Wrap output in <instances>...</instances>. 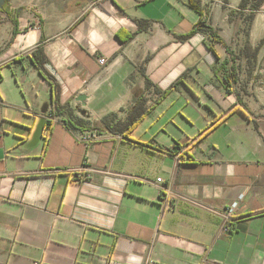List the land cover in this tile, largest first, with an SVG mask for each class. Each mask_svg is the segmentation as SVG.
Returning <instances> with one entry per match:
<instances>
[{"label": "crops", "instance_id": "obj_1", "mask_svg": "<svg viewBox=\"0 0 264 264\" xmlns=\"http://www.w3.org/2000/svg\"><path fill=\"white\" fill-rule=\"evenodd\" d=\"M7 1L0 264H264V3Z\"/></svg>", "mask_w": 264, "mask_h": 264}, {"label": "trees", "instance_id": "obj_2", "mask_svg": "<svg viewBox=\"0 0 264 264\" xmlns=\"http://www.w3.org/2000/svg\"><path fill=\"white\" fill-rule=\"evenodd\" d=\"M251 1L253 2L252 6H251V14L246 16V19H247L248 23L251 21V19L253 17V14L255 12H257L259 10L260 6L264 3V0H242L241 4L239 6V9L240 10L246 9L248 3H250ZM189 5H190L191 8H193L195 11H197L200 14V21H199L198 29L202 28V29L206 30L207 32H209L210 37H211L213 42L222 43L223 40L218 36V34H216L214 32L213 28L206 24V18L204 16H205V14L208 13V11L204 12L202 10V8L199 5L198 0H189ZM0 11L6 13L7 15H11L10 6H9L7 0H6V4H5L4 8L2 10H0ZM117 38L121 42H125V41L131 40L133 38V34H129L126 37V39L124 40L122 37H120L119 33H117ZM213 52H214V50H213ZM232 76H233V73L230 74V77H232ZM226 79L228 80V78H226Z\"/></svg>", "mask_w": 264, "mask_h": 264}, {"label": "built area", "instance_id": "obj_3", "mask_svg": "<svg viewBox=\"0 0 264 264\" xmlns=\"http://www.w3.org/2000/svg\"><path fill=\"white\" fill-rule=\"evenodd\" d=\"M101 64H104L106 62L105 59H101L99 61ZM97 135L95 133H84L81 135L80 140L87 144L90 145L92 142L96 141ZM83 169H86L83 166ZM163 180L161 178H157L156 179V183L159 185L158 188L161 191V198L162 200H166L168 198H171L170 196L172 195L171 192L168 190L167 187L162 185ZM243 198V196H239L237 198V200H235L234 202H232L228 207L225 208V210L223 212H220L219 215L222 217L223 219V231L225 233H231L232 231V224H231V216L234 213V211L237 209L239 201ZM170 200V199H169ZM170 201H173V199L171 198ZM146 264H153V262L151 260L147 261Z\"/></svg>", "mask_w": 264, "mask_h": 264}, {"label": "water", "instance_id": "obj_4", "mask_svg": "<svg viewBox=\"0 0 264 264\" xmlns=\"http://www.w3.org/2000/svg\"><path fill=\"white\" fill-rule=\"evenodd\" d=\"M6 4V0H0V10H2L4 8ZM47 111V108L43 111L44 113Z\"/></svg>", "mask_w": 264, "mask_h": 264}, {"label": "rangeland", "instance_id": "obj_5", "mask_svg": "<svg viewBox=\"0 0 264 264\" xmlns=\"http://www.w3.org/2000/svg\"><path fill=\"white\" fill-rule=\"evenodd\" d=\"M259 64H260V66L264 65V60H263V59L260 60V61H259ZM257 81H260L262 86L264 85V84H262V83L264 82V78H263V77H261V79H259V80H257Z\"/></svg>", "mask_w": 264, "mask_h": 264}]
</instances>
